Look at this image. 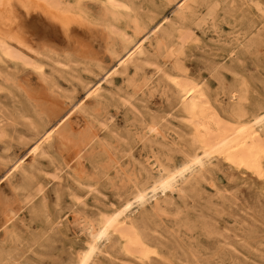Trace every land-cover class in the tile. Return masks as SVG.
<instances>
[{
  "label": "rangeland",
  "instance_id": "1",
  "mask_svg": "<svg viewBox=\"0 0 264 264\" xmlns=\"http://www.w3.org/2000/svg\"><path fill=\"white\" fill-rule=\"evenodd\" d=\"M59 1L68 35L28 40L0 27L45 64L43 77L6 62L11 75L0 91V117L22 112L31 120H0L8 132L0 140V226L8 221L0 264H75L103 213L147 185L159 165L180 163L192 151L187 119L161 76L192 80L224 117L234 109L248 117L264 104V0H113L117 9L108 0ZM181 5L189 7L184 15ZM182 30L191 41L169 57ZM160 36L167 45L157 44ZM235 93L246 101L234 106ZM153 118L163 136L149 133ZM209 168L206 180L181 195L162 196L160 209L132 216L157 246L149 264H264V224L256 214L264 196L224 162ZM55 171L60 180L51 177ZM105 249L97 264L133 262L121 243Z\"/></svg>",
  "mask_w": 264,
  "mask_h": 264
},
{
  "label": "bare ground",
  "instance_id": "2",
  "mask_svg": "<svg viewBox=\"0 0 264 264\" xmlns=\"http://www.w3.org/2000/svg\"><path fill=\"white\" fill-rule=\"evenodd\" d=\"M107 3L110 8L115 9L121 5L115 4L113 0H108ZM188 9L187 5H181V14L184 15ZM62 11L64 10H62L59 0H0V27H9L14 34L19 33L28 40L41 36L48 37L44 35L60 38V34H69ZM108 12L110 11L108 10ZM134 23L137 24V21L135 20ZM116 31L118 32L119 29ZM162 37L170 39L171 34L166 33ZM191 38L190 31L180 32L177 43L174 44L170 41L168 45L169 57L179 56ZM18 39L0 31L1 92L3 82L9 81L11 75L7 60L19 64L22 68H31L38 75H44L45 64L36 61L29 54L31 51L29 53L22 51L21 48L29 47H26V44ZM167 43L161 36L157 41V44H161V46L167 45ZM136 69L143 71V66L139 64ZM156 73L162 75L164 72L157 70ZM161 78L172 84L170 90L177 96L176 108L187 119L190 129L188 133L189 146L192 151L187 153L185 159L180 163L159 165L157 176L147 185L136 186L131 198L126 199L109 212L103 213L99 222L91 228L85 247L77 253L75 264H97L98 255L103 252L108 253L103 248L111 243H121L123 255L133 261L127 264H149L152 256L158 254L157 246L151 236L143 231L141 222L132 220V216L147 206L160 209L162 202H166L162 196L166 197L167 193L181 195L187 187L196 185L198 181L206 180L207 174L210 172L209 167L215 161L224 162L237 174L246 177L253 190L264 196V104L248 117H246L245 110H240L238 113L236 109L233 110L231 117H224L212 100L203 92L201 86L192 80L182 75L171 74L161 76ZM150 81L151 79L145 78L144 82L148 84ZM231 98L238 101L234 106L239 105L243 100L246 101L244 95L239 96L237 93L232 94ZM108 102L113 103V100L108 99ZM110 103L108 104L110 105ZM8 116L12 118L25 117L28 121L31 120L22 112H16L3 115L4 119L0 117L1 122L5 118L8 120ZM3 125L0 126V140L8 136ZM32 125L30 122L29 126L32 127ZM159 125L160 121L153 118L149 125V133L163 136ZM36 144L38 155H45L44 141L39 139ZM86 146L84 147L86 148ZM79 153H82V150ZM13 166L15 170L22 169L20 162H16ZM58 173L55 171L51 177L60 180L61 177ZM43 192L44 188L38 186L36 194L42 195ZM73 197L76 205L83 204L78 195ZM42 205L45 212L44 202ZM256 214L264 224V208L256 209ZM7 222H1L0 230L5 227Z\"/></svg>",
  "mask_w": 264,
  "mask_h": 264
}]
</instances>
